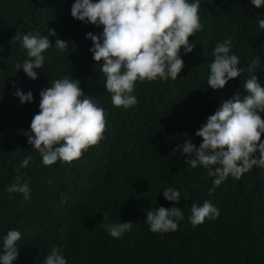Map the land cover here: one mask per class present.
Returning a JSON list of instances; mask_svg holds the SVG:
<instances>
[{
	"label": "trees",
	"instance_id": "obj_1",
	"mask_svg": "<svg viewBox=\"0 0 264 264\" xmlns=\"http://www.w3.org/2000/svg\"><path fill=\"white\" fill-rule=\"evenodd\" d=\"M74 2L0 0V241L10 229L21 232L14 264H43L54 247L68 264H264V168L254 166L215 187L205 168L186 165L187 155L174 151L188 139L199 147L196 131L224 100L238 93L243 98V83L252 75L264 85V30L258 24L264 8L256 9L250 0H200L203 30L189 37L193 52L181 50L185 67L178 79L137 82L138 104L125 109L113 106L89 51L92 41L85 38L103 26L74 19ZM50 30L56 35L48 36ZM17 31L40 32L53 47L57 39L66 41L69 49H48L33 81L15 68L27 59L13 39ZM229 38L244 72L223 90H213L207 87L212 53ZM62 77L79 80L83 93L104 108L106 129L79 159L44 166L23 132L39 112L41 90ZM17 88L31 91L33 102L21 104L14 96ZM28 156L33 159L21 169ZM17 175L30 182L27 202L6 191ZM168 187L181 192L178 205L163 197ZM205 201L220 216L193 227L191 206ZM173 206L184 213L178 230L151 232L146 212ZM119 222H133V228L114 239L104 225Z\"/></svg>",
	"mask_w": 264,
	"mask_h": 264
},
{
	"label": "clouds",
	"instance_id": "obj_2",
	"mask_svg": "<svg viewBox=\"0 0 264 264\" xmlns=\"http://www.w3.org/2000/svg\"><path fill=\"white\" fill-rule=\"evenodd\" d=\"M250 3L256 9L264 8V0H250ZM199 8L200 0H75L71 6L74 19L97 28L103 26L102 32H90L85 38L92 41L89 51L105 78L103 87L111 94L113 106L125 109L136 106L138 99L133 93L137 82L178 79L185 67L181 50L185 55L193 52L196 45L189 37L203 30ZM258 24L264 30V19ZM55 35L54 30L48 32V36ZM48 36L40 32L24 34L17 31L13 39L20 42L27 56L15 65L17 72L23 70L35 81L37 70L44 66L48 49L68 51V42L57 39L53 47ZM232 45L229 38L218 42L214 48L207 87L223 90L229 81L241 77L244 72V68L238 67L240 58L232 53ZM253 66L248 68L250 73ZM243 89L246 93L243 98L238 93L224 100L196 131L195 135L202 138L199 147L188 139L174 150L187 155L186 165L205 168L215 187L230 176L240 179L254 166L264 168V141L261 139L264 135V85L255 74L243 83ZM39 95V112L34 115L30 130L23 134L28 138L27 143L38 151L44 166H52L58 161L71 163L103 139L105 110L95 98L83 93L79 80L72 77L56 79ZM14 96L21 104L34 100L31 91L25 94L18 88ZM32 159V156L25 158L20 168H27ZM6 191L10 198H14L13 193L22 194L25 202L32 195L30 182L24 181L21 175L15 177ZM162 193L165 200L180 203L179 190L168 187ZM219 216V209L211 202L205 201L202 206L193 203L190 223L196 227L206 218L214 220ZM183 219L180 207H159L146 212L145 222L151 232L167 233L177 231ZM104 227L109 236L119 239L132 230L133 222L109 223ZM21 240V232L15 229L2 237L0 264H14ZM43 264H68V260L54 247Z\"/></svg>",
	"mask_w": 264,
	"mask_h": 264
}]
</instances>
